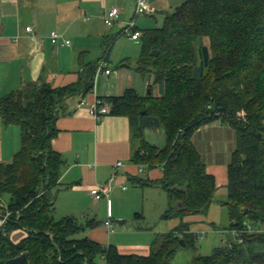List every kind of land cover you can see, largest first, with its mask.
Here are the masks:
<instances>
[{
  "label": "trees",
  "instance_id": "1",
  "mask_svg": "<svg viewBox=\"0 0 264 264\" xmlns=\"http://www.w3.org/2000/svg\"><path fill=\"white\" fill-rule=\"evenodd\" d=\"M141 32L137 70L148 77L152 93L129 88L105 99L112 114L130 119L137 143L131 160L163 167L164 177L155 184L168 194L165 219L207 214L218 186L193 137L214 122L234 128L237 143L222 202L230 239L190 264H264V0H184L162 26ZM97 67H86L72 84L31 81L0 97L3 123L20 127L22 144L12 161L0 163V217L10 212L0 229V264L22 253L28 254L26 264H102V258L106 264H173L180 239L196 241L182 221L158 233L148 255L121 254L116 245L77 237L94 219L83 224L72 215L55 217L52 190L63 158L51 141L59 131V108L70 96L93 89ZM161 126L167 144L159 148L145 140L144 130ZM16 228L28 233L19 242L10 237Z\"/></svg>",
  "mask_w": 264,
  "mask_h": 264
},
{
  "label": "crops",
  "instance_id": "2",
  "mask_svg": "<svg viewBox=\"0 0 264 264\" xmlns=\"http://www.w3.org/2000/svg\"><path fill=\"white\" fill-rule=\"evenodd\" d=\"M148 1L154 8L152 12L156 13L167 14L179 6L177 0ZM113 6L120 9L119 22L108 26L101 15ZM135 6L136 0H0V97L31 81H45L53 87L75 83L86 67L96 62L98 65L104 62L105 68L112 70L110 75L96 70L93 89L86 94L81 92L70 96L59 108L56 122L59 131L51 141L53 149L63 158L59 184L52 190L55 217L60 219L72 215L83 224L94 219L95 225L82 231L83 236L80 238L88 237L106 243V246L116 245L121 254L148 255L153 242H149L150 235H145L143 232L146 229L139 224L146 221V215L141 212L142 216H136L135 213L139 212L142 198L148 190H153L150 191L152 193L163 189L155 184L164 177L163 167L159 165L147 169L144 164L131 160L137 143L133 139L128 116L110 112L96 118L88 110V104L122 95L129 88L144 95L140 92L141 86L136 75L141 74L137 70L139 56L135 64L129 56L122 57L116 68L110 64L113 47L118 36L124 33L122 29L125 23L133 17ZM139 18L136 28L142 31L144 28L139 26ZM30 25L34 27L33 32L26 30ZM54 29L63 35L58 44L49 38L50 31ZM64 38L69 39L70 44L62 43ZM110 42L113 44L106 59V48ZM95 53L98 55L90 60L91 54ZM82 100L87 105L82 104ZM194 143L207 171L216 178V195H227L230 160L215 158L208 162L196 138ZM21 145L20 127L5 125L0 115V163L12 161ZM119 161L122 165L117 166ZM142 172L147 174L146 178L141 176ZM127 181L137 186L130 188ZM107 182H111L109 196L96 200L91 188L96 183ZM165 207L161 205V209ZM133 211V218L138 224L122 231L119 236L115 235V221L125 224L133 222L130 221ZM218 212L219 207L212 203L207 214L166 219L168 230L155 232V237L158 233L177 229L182 221L188 224L187 232L193 239L203 238L208 233L220 235L225 230L218 229ZM114 215L117 216L116 220ZM108 219L112 226L106 225ZM3 224V218L0 217V229ZM27 235L23 228H16L10 233L14 242L21 241ZM126 236H135L136 239L125 240ZM222 241L226 242L224 238Z\"/></svg>",
  "mask_w": 264,
  "mask_h": 264
},
{
  "label": "rangeland",
  "instance_id": "3",
  "mask_svg": "<svg viewBox=\"0 0 264 264\" xmlns=\"http://www.w3.org/2000/svg\"><path fill=\"white\" fill-rule=\"evenodd\" d=\"M176 1V0H172ZM177 5L182 4V1L177 0ZM175 8L172 7L173 10ZM135 9L132 13L134 15ZM166 13H156V12H148L145 14H141L139 18V26L144 29L155 28L162 26L165 20ZM142 48V39L135 41L131 38L128 33H122L118 36L117 41L113 47V51L111 53V66L116 68L119 64L121 58L125 56H129L132 58V63L135 64L136 58L140 56ZM98 53L91 54L90 60L96 57ZM120 58V59H119ZM137 80L140 83V92L142 94H147L149 90L148 86V77H143L142 74H136ZM139 86V85H138ZM155 94H157V90H155ZM220 122H214L209 125L202 126L199 128L193 137V140L196 138L199 149L204 154V158L210 162L214 161V159H219L223 161H231L233 151L236 148L237 143V133L234 128L229 126L228 124ZM144 138L150 144L157 147H164L167 144V136L164 127H152L146 128L144 130ZM229 161V162H230ZM148 169V167H147ZM141 176L146 178V173H141ZM130 188H135L137 184L131 181H127L126 183ZM153 190H148L146 196L142 198L141 208L138 209L139 212L144 213L146 215V221L139 223L146 229L143 233L145 235H150V243L153 242L155 238V232H159L160 230H168L169 223L168 220L163 218V214L168 207V195L165 190H155L154 192H150ZM157 191V192H156ZM5 199H9V196H5ZM114 201V197L112 196ZM227 200L226 194H218L214 198V202L219 207L218 212V229H223L224 227H228L230 224V219L227 214V209L222 205V202ZM7 201V200H6ZM4 200L3 205L7 206V203ZM145 205V209H144ZM161 205L166 206L164 209H161ZM105 207V206H104ZM115 209H117V202H115ZM135 211L131 213V219L129 224L121 223L117 221L114 215V219L116 220L114 223L115 232L114 234L119 236L118 234L122 231H126L132 227H134L138 222L133 218ZM124 214V212H123ZM57 217V216H56ZM59 218V217H57ZM101 228V227H100ZM230 233L228 230L220 235H215L212 233L205 234L203 238H198L194 244H189L183 246L180 244V247L174 257L173 264H190L194 257L198 255H209L211 254L216 247L224 245V241L228 242L230 239ZM83 236L82 233L78 234L77 237ZM125 240H129V238H135V236H126ZM112 243V242H110ZM106 244V243H104ZM109 244V243H108ZM108 246V245H107ZM102 264H106V260L104 258L101 259Z\"/></svg>",
  "mask_w": 264,
  "mask_h": 264
},
{
  "label": "built area",
  "instance_id": "4",
  "mask_svg": "<svg viewBox=\"0 0 264 264\" xmlns=\"http://www.w3.org/2000/svg\"><path fill=\"white\" fill-rule=\"evenodd\" d=\"M153 10H154V8L148 0H136L135 13H134L133 17L125 23V26L122 29V32L128 33L133 39H139L142 35V32L140 30L136 29L137 18L141 14L152 12ZM119 16H120V9L117 6H113L110 10L102 13V15H101L103 21L108 26H112V25L118 23L119 22ZM26 30L28 32H33L34 27L32 25L27 26ZM62 36H63L62 33L56 29L51 30L49 33V38L51 39V41L54 44L60 43ZM62 43L70 44V40L64 38V39H62ZM97 71H98V73L102 72V73L109 74V75L112 73L111 69L105 68L104 62H101L98 65ZM81 103L86 104V102L84 100H82ZM88 110H89V113L94 115L96 118H100L103 115L109 114L111 112V104L105 100L99 99L94 103L88 104ZM120 165H122L121 161H119L117 163V166H120ZM110 190H111V182L96 183L91 188V194L94 196V198L96 200H100L101 198H103L105 196H109ZM9 213L10 212L7 211L5 213V215L2 217L3 223L6 221V218L9 215ZM0 214H1V212H0ZM105 223L108 226H112L110 219L106 220ZM112 230H114V228H112ZM247 230L252 231V227L249 225L247 227ZM229 232L231 233V230H229ZM232 233L234 235H237L236 230H234Z\"/></svg>",
  "mask_w": 264,
  "mask_h": 264
},
{
  "label": "water",
  "instance_id": "5",
  "mask_svg": "<svg viewBox=\"0 0 264 264\" xmlns=\"http://www.w3.org/2000/svg\"><path fill=\"white\" fill-rule=\"evenodd\" d=\"M153 53L155 55H157L158 54V50L157 49L153 50ZM151 93H152V90H151V88H149L148 94H151ZM180 244L183 245V246L187 245V243L182 238L180 239ZM27 259H28V254L27 253H22L21 255H19L17 257H13V258L8 259L4 264H26L27 263Z\"/></svg>",
  "mask_w": 264,
  "mask_h": 264
}]
</instances>
